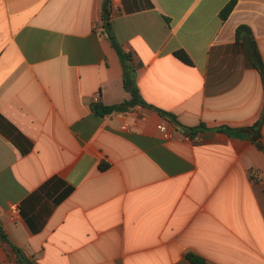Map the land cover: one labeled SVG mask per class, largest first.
I'll list each match as a JSON object with an SVG mask.
<instances>
[{
  "label": "crops",
  "instance_id": "0c3cea01",
  "mask_svg": "<svg viewBox=\"0 0 264 264\" xmlns=\"http://www.w3.org/2000/svg\"><path fill=\"white\" fill-rule=\"evenodd\" d=\"M231 1L0 0V224L25 259L0 239V264H264V150L239 129L264 88L237 40L264 60V0ZM108 15L146 103L102 115L95 94L131 98Z\"/></svg>",
  "mask_w": 264,
  "mask_h": 264
},
{
  "label": "trees",
  "instance_id": "16d2710c",
  "mask_svg": "<svg viewBox=\"0 0 264 264\" xmlns=\"http://www.w3.org/2000/svg\"><path fill=\"white\" fill-rule=\"evenodd\" d=\"M235 0L231 1L228 3L224 9L221 12L222 18H227V16L230 14L232 9L234 8L235 5ZM102 32L106 35L112 46L117 50L118 54L121 56V58L124 61V86L125 88L130 91L131 93V98L128 100H125L119 104L115 105H104L98 102H92V108L93 110L98 113V114H107L111 113L114 111H122L126 110L136 104H145V100L142 98L139 89L135 83V78H134V72H135V66L132 63H129L131 61V54L129 52H126L121 43L119 42L118 38L115 35L114 28L112 25V22L110 20V16H106L103 19V30ZM237 40L242 41V44L244 46V49L246 51V54L248 55L251 64L256 67L260 74H261V79H262V85L264 88V60L262 58V54L259 50V47L257 45V42L255 40V37L251 31V29L246 26V25H241L237 29ZM177 55L184 60L187 63H191L190 58L188 57L187 54L183 52H178ZM264 125V102L261 108V111L259 115L257 116L256 120L244 127H241L239 129H244L249 131L250 133V138L256 143V145L264 150V144L262 141L263 133H262V127ZM200 128L208 129L209 127L206 126L205 124H202ZM215 128L218 130H226L230 129L228 126H215L211 127ZM194 129V128H193ZM109 164L107 162H102L100 164V167L102 169L108 168ZM0 239H3L10 243V245L13 247L15 252L18 255V258L20 261H24L25 259L23 258V254L21 250L13 244L7 235L4 233L3 227L0 224ZM188 257L194 261L197 264H210L208 263L204 258L197 256L195 254H189Z\"/></svg>",
  "mask_w": 264,
  "mask_h": 264
},
{
  "label": "built area",
  "instance_id": "2783aa9c",
  "mask_svg": "<svg viewBox=\"0 0 264 264\" xmlns=\"http://www.w3.org/2000/svg\"><path fill=\"white\" fill-rule=\"evenodd\" d=\"M119 2H120V0H112V7L114 9H116L118 7V5H119ZM98 98H99V94L97 93V94L94 95L93 102H98ZM158 128L162 132V134H163V136L165 138H169L172 135L171 130L168 128V126L166 124H159ZM187 135L190 136L189 133ZM194 138L195 139H200V137H198V136H195ZM11 210H12V213H13L12 214V218L15 219L18 216L19 208H18V206L14 205Z\"/></svg>",
  "mask_w": 264,
  "mask_h": 264
}]
</instances>
